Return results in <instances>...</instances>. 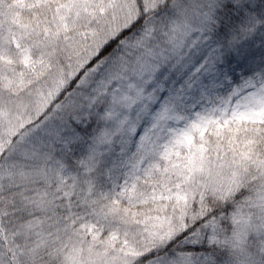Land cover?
Returning <instances> with one entry per match:
<instances>
[{"label": "snow or ice", "instance_id": "1", "mask_svg": "<svg viewBox=\"0 0 264 264\" xmlns=\"http://www.w3.org/2000/svg\"><path fill=\"white\" fill-rule=\"evenodd\" d=\"M0 264H264V0H0Z\"/></svg>", "mask_w": 264, "mask_h": 264}]
</instances>
